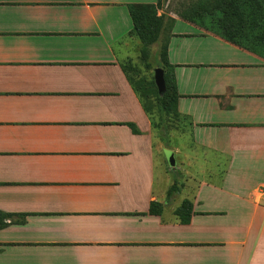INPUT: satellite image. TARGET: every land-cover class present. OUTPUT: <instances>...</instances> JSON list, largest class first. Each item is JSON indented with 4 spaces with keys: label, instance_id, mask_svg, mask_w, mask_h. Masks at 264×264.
I'll use <instances>...</instances> for the list:
<instances>
[{
    "label": "crops",
    "instance_id": "1",
    "mask_svg": "<svg viewBox=\"0 0 264 264\" xmlns=\"http://www.w3.org/2000/svg\"><path fill=\"white\" fill-rule=\"evenodd\" d=\"M157 2L0 0V264H264V56L169 14L162 135L122 69Z\"/></svg>",
    "mask_w": 264,
    "mask_h": 264
},
{
    "label": "trees",
    "instance_id": "2",
    "mask_svg": "<svg viewBox=\"0 0 264 264\" xmlns=\"http://www.w3.org/2000/svg\"><path fill=\"white\" fill-rule=\"evenodd\" d=\"M159 1L157 4L128 5L132 19L130 34L138 38L140 56L146 62L145 64H150L148 62L149 46L159 41L165 25V15L157 14ZM179 15L184 19L203 24V26L209 22L210 24L205 27L224 39L264 56V0H201L188 6L185 11H180ZM213 25H216L217 29L212 28ZM136 65L134 60L129 59L124 62L122 69L140 97L144 109L151 115L152 121L153 108L149 105V101L155 100L159 119H161V124H158L159 132L163 135L166 129L165 121L177 116L178 97L172 73L173 66L168 62L164 43L154 55L155 67L163 70L165 91L162 95L158 93L153 76L149 80L143 76L136 78L138 72ZM128 125L134 133L138 132L133 123H128ZM154 126L158 127L155 124ZM179 191V178L174 175V183L168 189L167 195L171 196ZM158 205V203H151L150 211L157 212ZM185 208L191 209V204L187 200L182 202L176 212H181Z\"/></svg>",
    "mask_w": 264,
    "mask_h": 264
},
{
    "label": "rangeland",
    "instance_id": "3",
    "mask_svg": "<svg viewBox=\"0 0 264 264\" xmlns=\"http://www.w3.org/2000/svg\"><path fill=\"white\" fill-rule=\"evenodd\" d=\"M200 1L201 0H160L157 7L159 9H162V11H163L162 14L165 15V19H167L169 14L179 15L180 11H185L188 6H190L194 3L200 2ZM209 24H210L209 22L205 23L206 26H208ZM214 27L217 29L216 25H213L212 28H214ZM161 42L158 41L157 43H153L149 46L150 49H149L148 62L150 64H145L146 62H144L142 60V58L140 56V52H139V47H138V50H136L138 52H136V57L134 58V61L136 62V64H137L136 66L138 68L136 78L143 76L147 80L151 79V77L153 76V69L155 67L154 55H155V53L158 52V49H159L160 45L162 44ZM149 102H150L149 105H151L153 108L152 112H153L154 124L158 126V124L159 125L161 124V119H159V113L157 112L156 102L154 99H152ZM158 128H159V126H158ZM174 160H175V158H174ZM175 163H176V161H175Z\"/></svg>",
    "mask_w": 264,
    "mask_h": 264
},
{
    "label": "water",
    "instance_id": "4",
    "mask_svg": "<svg viewBox=\"0 0 264 264\" xmlns=\"http://www.w3.org/2000/svg\"><path fill=\"white\" fill-rule=\"evenodd\" d=\"M153 77L155 84L157 86L158 93L162 95L165 91V82H164V76H163V70L160 67H155L153 70ZM166 161L170 166L174 168L175 166V160L173 152L169 149L163 150Z\"/></svg>",
    "mask_w": 264,
    "mask_h": 264
},
{
    "label": "built area",
    "instance_id": "5",
    "mask_svg": "<svg viewBox=\"0 0 264 264\" xmlns=\"http://www.w3.org/2000/svg\"><path fill=\"white\" fill-rule=\"evenodd\" d=\"M263 191H264V185H263Z\"/></svg>",
    "mask_w": 264,
    "mask_h": 264
}]
</instances>
